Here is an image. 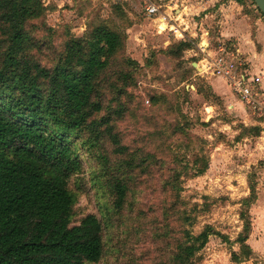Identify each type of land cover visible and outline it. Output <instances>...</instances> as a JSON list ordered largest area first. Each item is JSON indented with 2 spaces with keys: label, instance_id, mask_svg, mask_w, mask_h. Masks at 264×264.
<instances>
[{
  "label": "rangeland",
  "instance_id": "obj_1",
  "mask_svg": "<svg viewBox=\"0 0 264 264\" xmlns=\"http://www.w3.org/2000/svg\"><path fill=\"white\" fill-rule=\"evenodd\" d=\"M184 1L190 6L182 5ZM202 1L43 0L45 16L29 28L33 38L43 44L46 64L55 61L68 35L81 37L96 26L106 25L125 38L121 53L125 64L117 61L110 71L112 81L100 88L104 106L100 116L112 117L114 133L128 147L129 156L125 157L134 156L141 164L130 173L134 190L121 211L112 207L106 175L103 172L105 176H101L103 160L85 143L88 134L68 136L81 163L68 177L75 196L72 222L79 224L85 216L95 214L104 223L102 258L87 264H174L172 253L181 231L199 234L206 226L215 234L190 264H264L263 103L243 102L248 113L241 116L228 108L231 94L222 101L211 90L210 76L195 74L193 63L198 57L192 52L186 51L182 58L164 53L184 39L191 41L195 50L202 32L208 30L213 45L224 43L228 52L235 53L238 71L256 78L261 42L264 46V18L252 0H245L240 8L247 20L239 27L240 34L222 38L223 19L238 12V7L223 9V5L217 6L220 0H205L210 3L207 9L192 8V3ZM149 2L159 7V14L147 13ZM44 23L52 30H46ZM250 32L261 41L259 46L252 42ZM35 55L39 57V52ZM126 59L132 62L128 65ZM120 68L133 74L132 79H116ZM252 85L255 93V82ZM244 127H259L260 133ZM101 149L112 163L125 158L113 155L108 142ZM196 155L210 159L208 170L200 176H193ZM175 175H180L178 196L169 189ZM253 183L259 201L244 205ZM177 210H186L191 220H181ZM247 221L252 228L247 243L253 249L238 242Z\"/></svg>",
  "mask_w": 264,
  "mask_h": 264
},
{
  "label": "trees",
  "instance_id": "obj_2",
  "mask_svg": "<svg viewBox=\"0 0 264 264\" xmlns=\"http://www.w3.org/2000/svg\"><path fill=\"white\" fill-rule=\"evenodd\" d=\"M256 10L260 12L257 6ZM46 11L43 0H0V264H87L102 258V219L89 214L79 224L72 222L75 196L68 177L81 163L69 135L88 134L85 143L103 160L101 176L106 175V189L116 211L125 207L134 190L130 173L141 165L134 156L125 157L128 147L114 133L112 117L100 116L104 111L101 84L112 81L111 69L124 60V36L106 25L81 37L68 35L55 61L46 64L43 44L29 29ZM192 44L179 41L164 53L182 58ZM115 75L122 82L133 77L123 68ZM151 100L157 102L154 97ZM244 129L260 133L259 127ZM106 142L113 155L125 158L112 163L101 149ZM194 164L193 176H200L208 170L210 159L196 155ZM179 176L169 183L174 196L181 190ZM249 188L244 205L258 198L256 185ZM176 212L184 222L191 220L186 210ZM251 229L247 221L238 239L247 248ZM211 230L206 226L194 234L183 229L173 249L174 264H190L215 234Z\"/></svg>",
  "mask_w": 264,
  "mask_h": 264
},
{
  "label": "built area",
  "instance_id": "obj_3",
  "mask_svg": "<svg viewBox=\"0 0 264 264\" xmlns=\"http://www.w3.org/2000/svg\"><path fill=\"white\" fill-rule=\"evenodd\" d=\"M146 11L150 16L159 14V7L149 2ZM165 17L161 20L165 21ZM184 41H186L184 39ZM224 43L213 45V39H210L208 33L201 36L200 41L196 44L195 50L191 52L194 56L199 57L197 61L199 73L201 76H221L227 80L228 84L237 92L240 100L244 103L252 105L257 104L253 85L257 83L258 77H248L244 73H240L233 61L235 53L228 52Z\"/></svg>",
  "mask_w": 264,
  "mask_h": 264
},
{
  "label": "crops",
  "instance_id": "obj_4",
  "mask_svg": "<svg viewBox=\"0 0 264 264\" xmlns=\"http://www.w3.org/2000/svg\"><path fill=\"white\" fill-rule=\"evenodd\" d=\"M204 1L205 0H203L202 2L197 3V4L192 3L191 6H192L193 9L205 10V9H207L206 8L207 6H210L209 5L210 3H207V2L205 3ZM172 2H173V0H172ZM221 2H222V0H220L217 3L218 4L217 6H222L223 5V9H226V7H228V9L233 8V9H236V10H237V7H238L239 11L238 12L237 11L232 12V14H230V16L227 18V20L223 19V23L220 26L221 30L219 31L220 35H221L222 38H232L231 36H235L237 38V36H238L237 34H240L239 27L242 26L243 23H246V20H247L246 19V15L242 14V11H241V8H240V4L238 2H236L235 0H226L223 3H221ZM189 3L190 2H186L185 3V1H184V3L182 5L190 6ZM225 3H227V4H225ZM48 4H49V2L47 3V5ZM220 22H222V21H220ZM248 28H249V26H248ZM183 30L185 32L186 28L183 29ZM205 33L210 34V32L208 30H205V31L202 32V35H204ZM251 33L252 32H250V35L252 37V42L255 45L257 44L259 46V43L261 41H259L257 39V36L254 37L253 34H251ZM181 35L183 36V34H181ZM179 39L181 40V38H179ZM261 45H262V47L259 46V48H261V50H260V53L257 54V56H258L257 57L258 58V64L256 65L257 66L256 75L260 79H259V82L255 83L254 86L256 88L255 94L258 96L257 100L261 101V98L263 100L260 103L257 102V104H261L262 105V103H263V106H264V46H263L262 42H261ZM191 50H187V52L191 53ZM239 50H242V49L240 48ZM198 60H199V57H198ZM195 61H196V64H195V62L193 63V66H194L195 70H197L195 74L201 76L200 73H199L197 60L195 59ZM259 72H262V74H263L262 77H260V75H259L260 73ZM208 78L210 80L209 81V85L211 87V90H212L213 94H215L222 101H223V99L226 96H229V94L232 95L231 97H233V98L227 97V98H229V100L231 102V103H229L228 108H231L232 110H236L237 112L242 113L241 116L243 115V113H245V114L248 113L247 110H246V106H244L245 104L236 98V96L233 94L232 90L230 89L231 87L228 84L226 79H224L221 76H210ZM187 86H189V85H187ZM190 87H191V85H190ZM187 88H189V87H187ZM258 201H259V198H257V200H256V202L254 204H256ZM254 204H252V205H254ZM251 233H252V229H251ZM251 233H250V235H251ZM250 235H249V238H250ZM249 238H248V240H249ZM248 240H247V242H248ZM247 244L249 245V243H247ZM250 248H252V247L250 246Z\"/></svg>",
  "mask_w": 264,
  "mask_h": 264
},
{
  "label": "water",
  "instance_id": "obj_5",
  "mask_svg": "<svg viewBox=\"0 0 264 264\" xmlns=\"http://www.w3.org/2000/svg\"><path fill=\"white\" fill-rule=\"evenodd\" d=\"M253 1L256 4L259 11L264 15V0H253Z\"/></svg>",
  "mask_w": 264,
  "mask_h": 264
}]
</instances>
